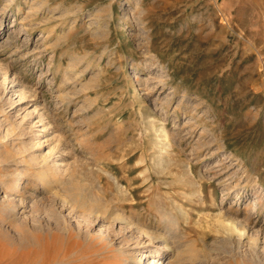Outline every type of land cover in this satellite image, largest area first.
Instances as JSON below:
<instances>
[{"label": "rangeland", "instance_id": "obj_1", "mask_svg": "<svg viewBox=\"0 0 264 264\" xmlns=\"http://www.w3.org/2000/svg\"><path fill=\"white\" fill-rule=\"evenodd\" d=\"M38 1H45L43 18L37 16L34 24L20 21L30 3ZM15 2L11 7L22 8L16 22L28 32L15 30L12 15L0 23V45L12 29V44L0 47V69L9 67L8 84L0 86V113L5 114L0 118L22 122L26 136L40 142L36 153L49 152L64 175L62 183H39L34 191L36 179L23 178L16 218L8 221L0 210V264H44V256L36 253L51 244L71 251H61L51 261L45 258L46 264H144L141 252L149 249L152 256L160 253L162 264H264L262 251L247 248V238L238 247L225 229V218L237 211L241 217L244 203L237 206L233 190L224 195L220 181L239 165L246 171L248 190L264 192V0ZM123 6H137L135 18L125 15ZM48 8H57L52 17ZM90 18L99 27L96 32L88 25ZM142 31L155 60L152 68L144 61ZM24 35L30 36V44L23 45ZM156 76L165 78L164 83L155 84L159 88L154 92L143 89L141 82L150 79L146 84L152 87ZM9 81L16 90H30L19 104ZM169 92L173 98L161 104ZM183 94L187 99H180ZM29 109L31 120L24 117ZM152 117L154 124L166 126L167 147L156 138ZM115 177L125 195L116 189ZM0 178V198H14L15 169H5ZM68 186H83L89 197L82 203V195H73L74 213L98 217L108 226L119 214L128 218L126 228L140 225L148 232L139 239L144 243L137 250L131 249L135 239L120 243L119 222L100 238L94 224L93 238L84 240L88 224L83 223V237L74 236L71 215L70 234H58L57 214L48 231L45 208L63 197ZM262 248L260 243L258 250Z\"/></svg>", "mask_w": 264, "mask_h": 264}, {"label": "bare ground", "instance_id": "obj_2", "mask_svg": "<svg viewBox=\"0 0 264 264\" xmlns=\"http://www.w3.org/2000/svg\"><path fill=\"white\" fill-rule=\"evenodd\" d=\"M5 1H6L5 5H2L3 7L1 8L0 11H2V12L5 13V11L7 10L5 8L8 7L9 9L6 11L5 14H1L0 15V23L3 21V19L5 20V18H6L7 15H12L11 17L12 18L14 17V18L11 20V23L16 26L15 27V30H17L18 33H20V31L21 32L24 31V32L27 33L28 32L27 26H24V24L21 23V22H20V24H17V22H16L17 21L16 16L18 15V12L22 10V8H20L17 5H16V8L15 9L13 8V6L11 7V5H12L11 3L15 2L16 0H5ZM44 2L45 1H40V2L38 1L36 3L35 2L30 3L31 4L30 7L28 8V10H26L27 12H23L24 14H23V17L20 19V21L22 20V21H25V22H27L29 24H34L35 23V20L37 19V16H40L39 19L41 20L43 18V16L40 14V12H41V8L45 5ZM122 9L125 12V15L130 14L131 19L132 18H135L136 12L138 10L137 6H134V8L133 7L130 8L128 6H123ZM47 10H48V12H50L49 14H51L50 16L52 17V15L55 13V11L57 10V8H51V9L48 8ZM41 13L43 14V12H41ZM91 15H92L91 13H88L87 17H89ZM108 16L111 17V13H108ZM45 18H47V17H45ZM138 18H139V15H138ZM28 19H30V20H28ZM47 20H48V18H47ZM132 21H134V20H132ZM40 23H41V21H40ZM88 25H89V27L93 26L94 32H96V30L99 29L98 25L96 24V21L95 20H91V18H90V21H89V24ZM104 26H105L106 31H108L109 30L108 29V25L105 24ZM11 32H12V29L11 30H8V33H6V34H8V37H7V39H5V41L2 42L3 44L0 45V47L1 46L9 45L10 43L12 44V41L9 38V33H11ZM134 33H135V37H137L136 31ZM142 33H143V31L139 35H140L141 39L143 40L142 41L143 43L140 46L144 47V50L143 51H144L145 56H146L145 59H144V61L147 64H149L150 68H152L151 65H153L152 61L154 60V57L148 51V39H147L148 37L146 35L142 34ZM2 34L3 33L0 32V39L2 37ZM50 34H52V33H50ZM22 40H24L23 45H28V44H30L31 38L28 35H24V37H23ZM15 47H17V45ZM13 48H14V46H13ZM76 59H78V58H75V60ZM76 62H77V60H76ZM85 67H87V66H85ZM8 68L9 67H8V64H7L6 66H4V68H1L0 69V78H1L0 79V86L6 87V83L8 84V82H7V71H8L7 69ZM85 70H86V68H85ZM82 71H83V69H82ZM41 74L42 73H40L38 76H40ZM65 75H67V73H65ZM75 76H73V77L75 78ZM159 76H158V78L156 76V78L154 79L155 82H153V84L151 85L152 87H150L149 85H147L148 84L147 82L151 83L150 82V79L143 80L140 85H143V89L149 90L150 92H152V91L154 92L157 88H159V87H155V84L157 86L158 83H162V84L164 83V79L165 78L159 77ZM62 77H65V76L63 75ZM73 77L71 76L72 79H74ZM65 78L71 79L69 77H65ZM67 79H66V82L68 81ZM48 82L49 83H52L50 79L48 80ZM69 82H71V80ZM10 84H11L10 87L12 89V94L13 95L16 94L15 97H14V99L17 98V102L18 103H16V104L21 103L20 102L21 99H23L26 96L25 95L26 92L27 91H30V90H26V88L25 87H22V86H21V89L20 90H16L15 89L16 88L15 87V84H13L11 81H9V85ZM160 88H163V87L160 86ZM2 95H3V93H2ZM157 95H160V93L157 94ZM162 97L164 98V100L162 99V102H160V103L161 104H163V103L164 104H167L173 98V93L171 94V92H169L166 95H163ZM4 98H6V97H4ZM159 98H161V97H159ZM184 98L187 99V97H185V95L183 94L180 97V99L182 100ZM7 101H11V103L14 102V100H12L10 98H8ZM23 106H25V105H23ZM3 107H4V105H3ZM161 109H163V108H161ZM31 111H33V110H31ZM165 113H167V111ZM4 115L5 114H3V116ZM13 115H12V117H14ZM9 116L11 117V115H9ZM26 116L29 117L30 120H31L30 109H29V111L27 110V112L25 113V116L24 117H26ZM37 117L39 118V121H42L43 120L42 114H38ZM29 118H28V120H29ZM13 119H15V118H13ZM156 121H157L156 118H153V117L150 118V122L151 123L154 124ZM21 123L22 122H20L19 124H16L15 122H13L12 120H10L9 118H4V119H1L0 118V176H2V173H3V171L5 169H7L9 167H13L15 169V171H16V177H17V179L12 182L13 184L10 187V191H12L11 194L14 195L15 197L14 198H11L10 200L8 198V201H4V200H2L3 198H0V210L2 212L7 213L6 215H7L8 221L11 220L12 217H13V220H14V217L16 215L14 216L13 214H16V211H18L17 209H18V205L20 203L19 202L20 201L19 198H21V196H22V194L19 193V187H20V185H21V183L23 181V178L25 176H33L36 179L37 182L35 183V185H37V186L32 190V191H34V190L37 189L39 183H42V184L44 182H47L48 184L54 183V182H60V183H62V177L64 175V169L62 168V165L59 164L58 160H55V162H54V160L52 159L53 160V162H52L51 158L48 155L49 152H47V154H41L42 157H40L41 155L39 156V154L36 153L37 148H38L37 147V144H40V142L39 141H36L35 142V140H32V139H30V137H27L26 136V132H25L26 130H24V127L22 126ZM24 123H26V122H24ZM157 123H159V122H157ZM157 123L154 124V126H153L154 127V130L156 132V135L155 136L159 140V143L162 144V146H166V142L168 140L169 132L166 129V126L164 124H157ZM27 124H29V123H27ZM23 125H25V124H23ZM193 131H194V129H193ZM39 148H40V146H39ZM159 150H161V148H159ZM163 150H165V149H163ZM165 151H163V152H165ZM160 153H162V151H160ZM230 154H231V152H230ZM53 157L54 156H52V158ZM228 166H233V165L231 163H229ZM228 166H225V168H227ZM233 168H234V170L231 171L230 174L227 175V177L226 176H223V178H222V176H221L220 181L222 182V187H223V190L222 191H223L224 195L227 196L230 193V191L233 190V194H234V196L236 198L235 199V202L237 203V206H240V203H244V210H243L244 212L243 211L241 212L242 213V216L241 217H239V212L237 211L235 213V216L233 215L231 218H225V219H227V222L224 225L225 226V229L227 230V232L229 234L235 236V242L238 244V247H240V246H242V244L248 242L247 248L249 246V247H252V249L254 248V250L256 252L257 251L258 252L259 251H262L263 253L262 252L261 253L259 252V253L260 254H263V256H264V192H263V190L261 191V190H258V189L256 190L255 189V191L253 193V190H251V189L248 190L249 187L246 184L247 178L244 175V171L245 170H243V168H241L239 165L233 166ZM101 171L103 173H105L107 176H110L111 177V173L108 170L102 168ZM186 171H187V174L188 175H191L192 174V168H191V166ZM213 172H215V171H213ZM234 179L236 180V183H233L234 182ZM192 180H194V177L192 178ZM113 181H114V183L116 185V189L119 190V192L123 193V192L126 191L125 188L122 186V184L119 182V180L116 177L114 178ZM2 185H3V182L0 180V188H1ZM236 187H237V189H234ZM199 190H201V189H198L197 191L200 192ZM63 192L65 193L63 195V197H60L57 200H51V202L45 208V210H46L45 212L47 214V216H46L47 217V220H48V222H50V223H47V226H46V229L48 231H51V229H52V227H51L52 221L51 220L55 216V214H57V218L59 220L58 221H55L56 222V227L55 228L58 231V234H59V232L62 233V234H67V235L70 234L71 227L68 224L67 217L68 216L70 217V215H71V217L74 216V225L76 227V229L74 228L75 229L74 230V234H75L74 236L81 237L82 236V232H83L82 231L83 230V223L88 224V226H86V229H85V232H84V235H83L84 236V240H88L89 238H93L92 235H91V233H93V232L90 231V227H93L94 224L95 225H99L98 226L99 229H98V232H97L98 233V236L97 237L100 238L101 235H103L104 231L105 232L106 231H111V232L112 231H115V228H114L115 227V224L119 222L118 224H116L117 225L116 227L118 228V231L120 233V235H119V238H120L119 241H120V243H121V241L126 240L127 237H129V239H135L133 241L134 243L132 242L134 244L132 246V248H131L132 250L133 249H136V247H138L140 245V243H144L143 241L141 242V240H139V239L147 231H145V233H144L143 230H141L142 228H139L140 225L138 227L136 226L137 228H135L134 230L126 228V226H124V225H125L126 222H128V220H127L128 218L127 219L126 218H123L119 214L115 215L113 217V219H111L113 224H109L110 226H108V225L102 223V221L99 220L98 217L91 219L89 216H86L85 213H81V212H78L77 214L74 213V210H76V209H74V205H75V201H76L75 196L77 194L82 195L84 197V199L81 201L82 203H84L85 198H89V197H85L86 194H85V189H84L83 186H73V187H69L68 186L67 189H64ZM31 194H32V192H29L27 195H25V196H27V200H28L29 197H31ZM74 194H75V196H73ZM15 198L17 200H15ZM244 198H245V200H244ZM222 200H223V198H222ZM92 202H93V200L90 199L89 202H88L89 205ZM34 204H35V202L30 201V208L31 207L33 208L34 207ZM23 206H25V205H23ZM63 209H64V211H67V216H66L65 213L63 214ZM97 220H99L101 222L99 223ZM37 222H39V224L41 223L40 220L37 221ZM122 223H124V224H122ZM128 224H131V222H129ZM40 229H43L42 225H40ZM134 233H138V234H136L137 236H135ZM117 235H115V236H117ZM246 238L248 239L247 242H245V239ZM107 239L109 241L111 239V236H108L107 235ZM131 241H129V242H131ZM260 243H261V245H263V248L261 250H258ZM61 251H63L64 254H68V251H71V250L69 248H64V249H61V247L60 248H57L55 245L51 244V245H48L45 248L41 249L40 251L38 250L36 254H40V255L42 254L44 256V259L42 258L41 263L43 262L44 264H46L48 261H51L52 259L57 258L59 256V254H60ZM117 251H120L121 253L124 252L123 249H117ZM239 251H238V253H240ZM151 254H152V251L150 249L141 252V257H143L145 259L144 260V264H162L163 263V262H161V258L162 257L160 256V253L154 254V256H152ZM245 256H247V255H245ZM45 258L46 259H49V260L47 262H44L45 261Z\"/></svg>", "mask_w": 264, "mask_h": 264}]
</instances>
